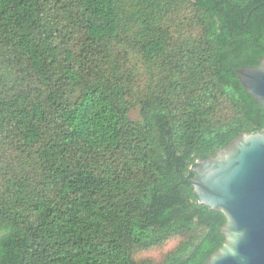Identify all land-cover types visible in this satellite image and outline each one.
<instances>
[{
  "label": "trees",
  "instance_id": "obj_1",
  "mask_svg": "<svg viewBox=\"0 0 264 264\" xmlns=\"http://www.w3.org/2000/svg\"><path fill=\"white\" fill-rule=\"evenodd\" d=\"M263 58L264 0H0V264H205L189 179L264 130Z\"/></svg>",
  "mask_w": 264,
  "mask_h": 264
},
{
  "label": "water",
  "instance_id": "obj_2",
  "mask_svg": "<svg viewBox=\"0 0 264 264\" xmlns=\"http://www.w3.org/2000/svg\"><path fill=\"white\" fill-rule=\"evenodd\" d=\"M237 72L264 107V58ZM193 169L197 176L189 180L199 202L228 218L226 242L205 264H264V130L235 138Z\"/></svg>",
  "mask_w": 264,
  "mask_h": 264
},
{
  "label": "rangeland",
  "instance_id": "obj_3",
  "mask_svg": "<svg viewBox=\"0 0 264 264\" xmlns=\"http://www.w3.org/2000/svg\"><path fill=\"white\" fill-rule=\"evenodd\" d=\"M166 251H167V247L157 248L152 251H141L138 256L141 258L143 257L149 258V256H152L155 258V261H156V259L157 260L162 259L165 256Z\"/></svg>",
  "mask_w": 264,
  "mask_h": 264
}]
</instances>
